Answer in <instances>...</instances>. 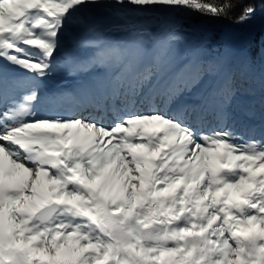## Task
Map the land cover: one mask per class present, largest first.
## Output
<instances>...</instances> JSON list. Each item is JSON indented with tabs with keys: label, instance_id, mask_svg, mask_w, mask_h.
<instances>
[{
	"label": "snow or ice",
	"instance_id": "6c2138e0",
	"mask_svg": "<svg viewBox=\"0 0 264 264\" xmlns=\"http://www.w3.org/2000/svg\"><path fill=\"white\" fill-rule=\"evenodd\" d=\"M243 0H111L137 12L180 9L219 18ZM100 0H0V264H264V142L241 147L230 131L197 132L156 108L99 118H38L37 79L54 70L61 36L81 9ZM249 3L235 23L256 12ZM80 23L95 32L92 22ZM96 39L74 72L105 70L83 95L146 92L168 102L199 93L201 117L243 106L222 59L180 55L177 38L148 44ZM9 67L32 78L20 99ZM158 121L163 127H149ZM154 225V226H153ZM243 237V239H242Z\"/></svg>",
	"mask_w": 264,
	"mask_h": 264
},
{
	"label": "rangeland",
	"instance_id": "374dc122",
	"mask_svg": "<svg viewBox=\"0 0 264 264\" xmlns=\"http://www.w3.org/2000/svg\"><path fill=\"white\" fill-rule=\"evenodd\" d=\"M110 5L111 0H100L98 6L81 9L64 29L61 36V51L54 61L53 72L42 80H35L39 85V99L34 105L36 117L61 115L65 118H74L79 115L89 119L99 118L107 125L128 111L144 112L156 108L169 115L180 116L198 133L212 130L230 131L235 142L241 147L252 140L264 142V105L261 103L264 101H260L264 99V91L260 92L259 96L251 93L247 86L238 81L236 74L233 79L245 104L242 107L234 105L220 114L201 117L193 110L199 102L197 91L185 92L171 102L159 96H149L146 92L135 96L131 101L124 96L104 98L99 93L95 97L86 98L83 95V86L102 77L105 70L97 68L88 73L74 72L68 63L69 56L74 60H87L92 56L95 49L83 46L82 41L96 39L95 32L102 33L104 39L111 43L124 44L142 39L151 44L150 39L154 38L152 36L154 31L159 33L181 31L184 38H176L173 42L175 50L180 55H186L187 51H200L210 63L220 59L234 61L241 65L242 69L247 67L261 74L264 62L259 65L248 63L246 46L248 40L257 33L258 37L264 38V5L255 8V15L243 24L224 22L216 26L202 19L200 22H194L191 29L185 28L192 24L191 19L186 16V12L188 14L191 11L188 9L172 13H141L131 8L121 9ZM82 17L92 22L95 32L89 31L80 23ZM211 32H216L218 36L211 35ZM160 37L157 36L156 40H161ZM2 63L3 61H0V64ZM8 70L10 77L15 76L19 81L10 88L9 96L18 100L29 89L32 78L19 69L9 67ZM214 78L215 76H208L204 80ZM148 126L163 127L158 121H150ZM255 172L259 179L264 169L257 167Z\"/></svg>",
	"mask_w": 264,
	"mask_h": 264
},
{
	"label": "trees",
	"instance_id": "16d2710c",
	"mask_svg": "<svg viewBox=\"0 0 264 264\" xmlns=\"http://www.w3.org/2000/svg\"><path fill=\"white\" fill-rule=\"evenodd\" d=\"M231 2L235 3L236 0H231ZM249 3H253V0H243V2L239 3V5L235 9L230 11L227 16H220L219 18L213 17L211 15H201L197 11H190V12H188V14L186 12V16H188L191 19L192 24L190 23L188 25V27H185V28L191 29L193 27L192 25L194 22H200L202 19L207 20V21H209V23H211L212 25H216V26H219V25L223 24L224 22L233 23V22H235L237 17L243 12L244 8ZM263 5H264V0H254L253 6L255 8H259L260 6H263ZM180 15L182 16L181 13H180ZM124 32H126V31L124 30ZM154 32L152 34V36L154 38L152 40L150 39L151 44L157 41L156 40L157 36L163 37V39L160 37L161 40L167 39L170 34H174L177 37V39L178 38H184L183 32H181V31H179V32L174 31V32H170V33L155 32V34H154ZM211 35H213L215 37L218 36V34H216V32H211ZM211 38H213V37H211ZM210 49H211V47L209 46L208 50H210ZM193 52H197V51H193ZM188 53H190V52H188ZM198 53L204 60H206L203 56V52L198 51ZM246 59H247L248 63H251V64L255 63L256 65H259V64L264 62V38L258 37V33L254 37H251L248 40V44L246 46ZM223 62H224V66H225L228 74L232 78L234 77V74H236L239 82L241 84L243 83L244 86H247L250 89L249 91L251 93L257 94V96H259L260 92L264 91V66L261 68V74H258L256 72V70H249L247 67L242 69L241 65H239L238 63H236L234 61L224 60ZM218 80H219V77H216V76L214 79H211L209 81L207 79L204 80L203 84H201V86L197 90V92L201 93V92L209 89L210 87L215 85L218 82ZM261 103L264 104V102H261Z\"/></svg>",
	"mask_w": 264,
	"mask_h": 264
}]
</instances>
